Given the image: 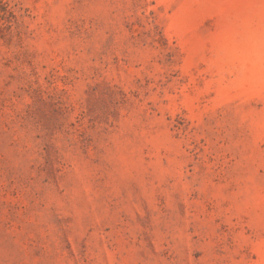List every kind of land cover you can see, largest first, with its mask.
Returning a JSON list of instances; mask_svg holds the SVG:
<instances>
[{
    "label": "rangeland",
    "instance_id": "374dc122",
    "mask_svg": "<svg viewBox=\"0 0 264 264\" xmlns=\"http://www.w3.org/2000/svg\"><path fill=\"white\" fill-rule=\"evenodd\" d=\"M0 264H264V0H0Z\"/></svg>",
    "mask_w": 264,
    "mask_h": 264
}]
</instances>
